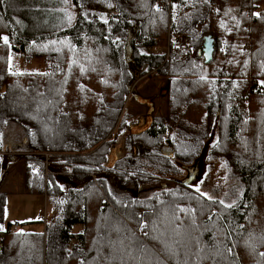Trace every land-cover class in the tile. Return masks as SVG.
Listing matches in <instances>:
<instances>
[{"label":"trees","instance_id":"trees-1","mask_svg":"<svg viewBox=\"0 0 264 264\" xmlns=\"http://www.w3.org/2000/svg\"><path fill=\"white\" fill-rule=\"evenodd\" d=\"M71 2L78 10L66 24V0H0V139L8 120L23 128L21 149L36 154L24 156L23 191L44 190L56 211L42 232L6 223L0 264H264V0H111L104 17L86 16ZM169 34L184 45L168 42ZM206 35L212 53L204 62ZM166 42L167 52H153ZM8 48L40 59L43 70L7 69ZM131 71L166 79L162 114L136 135L124 113ZM212 127L209 152L224 157L243 183L231 208L179 181L117 201L98 177L155 182L140 164L168 169L161 144L179 161L199 156ZM119 137L127 154L107 167ZM139 145L146 150L140 156ZM5 148L0 140V176L10 159ZM39 153L50 160L47 187ZM5 198L0 191V226Z\"/></svg>","mask_w":264,"mask_h":264},{"label":"rangeland","instance_id":"rangeland-1","mask_svg":"<svg viewBox=\"0 0 264 264\" xmlns=\"http://www.w3.org/2000/svg\"><path fill=\"white\" fill-rule=\"evenodd\" d=\"M77 4L81 6L83 13L86 16L98 15L104 17L109 11L112 10L113 5L111 0H76ZM64 10L67 12V22L66 24L72 23L77 7L71 2V0H66ZM167 42L161 45H157L152 48L153 52H167ZM7 69L15 71H41L44 68V64L40 59H26L21 54L16 55L10 51L8 48L7 53ZM134 73L131 72L132 83L129 88L134 87L135 91L139 93L142 97H147V95L155 94L152 97V105L154 107L152 115H160L164 109V100L161 97V92L165 90L166 79L161 78L152 74H145L134 77ZM134 77V80H133ZM130 82V81H129ZM129 94L126 98L124 105V113L128 115V124L136 123L139 114L145 112V106L138 103L132 96V91L130 89ZM216 139V129L212 127L208 133L207 138L202 141L199 148V156L193 159H186L184 161H179L174 159L170 152V146L168 144H161L158 147V152L166 155L169 161L168 169L161 170L159 166L146 161L149 167L142 168L150 173H154L158 180L155 182H148L144 184H137L134 182L133 176L127 177H115V175L110 173H99V178L103 179L105 184L109 185L111 188V193L117 201L132 199L133 197L146 198L150 196L153 192L159 190L160 188H167L173 185L174 181H181L186 177L187 169L193 164L194 160L196 163V175L188 183L183 184L186 189L193 192L196 191V187L200 188L201 192L208 193L216 200H223L224 204L234 203L241 195L243 189V183L237 172L232 170L226 160L222 156H217L209 152L210 147ZM6 147L4 151L9 155L10 159H7L5 167H7L8 175L5 176V171L2 176H0V191L8 190L15 187L21 188L20 193L9 194V192H4L6 194L5 204H4V221L0 226L3 229L6 223H10L11 229L19 231H31V232H42L44 229L45 222L50 221L54 214L52 206L47 204L45 200L44 190L41 194H26L23 191V171H24V156H35L33 152L23 151V147L26 137L23 128L15 123L13 120H8L5 128L2 130V138L0 139ZM123 137L115 139L112 147L120 145V150H114L115 162L127 154L126 149L123 148L122 141ZM125 145V144H124ZM139 147V150L136 149ZM146 150L139 146L135 147V155H141V152ZM42 156L43 164V185L49 183V175L52 170L50 169V160L47 153H39ZM143 158V157H142ZM107 160V157H106ZM189 160V161H188ZM145 162V161H142ZM112 165V166H113ZM30 169L37 171V168L33 164H29ZM128 172L138 171V167L132 168L128 167ZM50 173V174H48ZM17 174L18 176H16ZM5 176V177H4ZM4 177V178H3ZM118 180V181H117ZM46 188V187H45ZM200 194V193H199ZM26 219L34 220L33 222H28ZM24 220V221H23ZM26 220V221H25ZM16 221V226L13 222ZM23 221V223H21Z\"/></svg>","mask_w":264,"mask_h":264},{"label":"water","instance_id":"water-1","mask_svg":"<svg viewBox=\"0 0 264 264\" xmlns=\"http://www.w3.org/2000/svg\"><path fill=\"white\" fill-rule=\"evenodd\" d=\"M128 35L126 39V45H125V54L128 51ZM211 53H212V40L209 37V35L204 36L203 41H202V47H201V55L203 57L204 62H207L211 59ZM132 72V71H131ZM134 77H137V74L135 73ZM133 77V80H134ZM132 83V78L130 79V82L128 83V89L132 91V96L133 98L140 104H145L147 106V110L145 113V120L144 123H142V119L139 118L137 123H131L128 124V132L131 135H136L148 128V126L151 124L152 121V112H153V105H152V97H142L138 95V93L135 91L134 87H130ZM113 147L109 149V152L107 154V160H106V166L111 167L115 161V156L112 153ZM197 160H194L193 164L187 169V174L186 177L180 181L181 184H186L190 182L196 175V163Z\"/></svg>","mask_w":264,"mask_h":264},{"label":"snow or ice","instance_id":"snow-or-ice-1","mask_svg":"<svg viewBox=\"0 0 264 264\" xmlns=\"http://www.w3.org/2000/svg\"><path fill=\"white\" fill-rule=\"evenodd\" d=\"M174 6H175V5H174ZM217 11H219V10H217ZM254 15L259 16L260 14H259V13H254ZM221 26H222V27L224 26L223 23L221 24ZM2 39H3V41H4L5 44H8V37H7V36L2 37ZM20 74H22V73H20ZM42 75H47V74L44 73V74H42ZM260 83H261L262 85H264V81H261ZM196 191L199 192L200 195H201L202 197H205V198L208 199V200H213V199H214V198H213L212 196H210L208 193L201 192V191H200V188H199L198 186L196 187ZM219 203H220V204H224V201H223V200H220ZM225 206L231 208L233 205H232V204H227V205H225ZM179 211L184 212V211H189V210H187V209H179ZM193 211H194V210H193ZM21 223H23V221H22ZM147 227H148V226H147L146 224L141 225V230L143 231V234H144L145 236H148V235H149V232L146 230ZM157 239H158V237H157ZM169 251H171V249H169ZM229 251H231V249H229ZM261 255L264 256V253H261ZM157 264H163V262H162V261H157Z\"/></svg>","mask_w":264,"mask_h":264},{"label":"built area","instance_id":"built-area-1","mask_svg":"<svg viewBox=\"0 0 264 264\" xmlns=\"http://www.w3.org/2000/svg\"><path fill=\"white\" fill-rule=\"evenodd\" d=\"M163 7V5L160 4V2H156L154 9L159 11L161 8ZM167 41L174 44L175 47L180 48L184 45L185 40L183 37L179 36V35H174V34H169L167 36ZM46 187L48 186V183L44 184ZM14 226H16V223H14Z\"/></svg>","mask_w":264,"mask_h":264},{"label":"crops","instance_id":"crops-1","mask_svg":"<svg viewBox=\"0 0 264 264\" xmlns=\"http://www.w3.org/2000/svg\"><path fill=\"white\" fill-rule=\"evenodd\" d=\"M4 171H5V176H7L8 175V170H7V167H5V169H4ZM16 176H18L17 174H15ZM4 176V177H5ZM3 177V178H4ZM19 177V176H18ZM22 188V187H21ZM21 188L19 189V187H15V185L12 187V188H10V189H8L7 191L6 190H4V192H9V194H14V193H20L21 192ZM28 222H33L34 220H31V219H26ZM25 220V221H26ZM24 221V220H23ZM14 222H16V221H14Z\"/></svg>","mask_w":264,"mask_h":264},{"label":"flooded vegetation","instance_id":"flooded-vegetation-1","mask_svg":"<svg viewBox=\"0 0 264 264\" xmlns=\"http://www.w3.org/2000/svg\"><path fill=\"white\" fill-rule=\"evenodd\" d=\"M144 106H145V112H143V114H139V116H138V119L139 118H141L142 120V123H144V120H145V113H146V110H147V106L145 105V104H143ZM152 116V115H151ZM138 121V120H137ZM137 121H136V123H137ZM134 124V123H133ZM122 145H123V148H124V143L122 142ZM114 150H117V151H119L120 150V145L119 144H117V146H115V147H113V151H112V153H114ZM114 155V154H113Z\"/></svg>","mask_w":264,"mask_h":264}]
</instances>
